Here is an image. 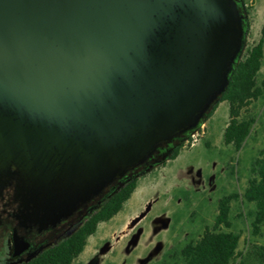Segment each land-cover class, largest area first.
I'll list each match as a JSON object with an SVG mask.
<instances>
[{
  "label": "water",
  "instance_id": "obj_1",
  "mask_svg": "<svg viewBox=\"0 0 264 264\" xmlns=\"http://www.w3.org/2000/svg\"><path fill=\"white\" fill-rule=\"evenodd\" d=\"M244 6L0 0V192L17 176L24 217L56 223L167 161L243 58Z\"/></svg>",
  "mask_w": 264,
  "mask_h": 264
},
{
  "label": "rangeland",
  "instance_id": "obj_2",
  "mask_svg": "<svg viewBox=\"0 0 264 264\" xmlns=\"http://www.w3.org/2000/svg\"><path fill=\"white\" fill-rule=\"evenodd\" d=\"M244 5L245 9L249 6L247 16L251 22L246 50L260 37L264 0L248 1ZM263 66L264 56L256 75L258 82L264 79ZM250 111L256 115L255 123L243 146L236 150L232 144L223 143V129L228 121L229 109L226 101L220 102L206 120V134L193 146L185 145L176 158L168 159L163 166L138 176L137 187L122 209L108 221L98 224L95 234L87 238L84 250L73 260V264L81 263L94 251L100 252L101 248L102 251L109 248L110 253L99 264H137L147 254L150 245L169 241L173 231L183 230L180 241H174L177 252L175 263L180 264L183 245L197 238L206 226L212 225L220 197L231 192H243L254 159L264 151V97L254 101ZM192 176H197L196 183ZM252 209L253 203L241 199L232 203L231 229L241 232L239 249L246 246L244 239L249 238L246 215ZM143 212L139 222L132 224V220ZM241 213L245 217H239ZM164 222L166 227H163ZM137 223L138 227L132 232ZM261 232L256 240L264 244V224ZM171 263L172 260L167 262Z\"/></svg>",
  "mask_w": 264,
  "mask_h": 264
},
{
  "label": "trees",
  "instance_id": "obj_3",
  "mask_svg": "<svg viewBox=\"0 0 264 264\" xmlns=\"http://www.w3.org/2000/svg\"><path fill=\"white\" fill-rule=\"evenodd\" d=\"M248 1L251 3L253 0H243L245 4ZM248 9L249 6H246V14H249ZM248 24L249 32V19ZM263 56L264 22L259 39L247 46L243 58L230 76L225 91L201 122H206L217 105L226 101L229 117L223 129V143L232 144L236 150L243 146L256 120V115L250 111L251 104L264 97V79L258 82L256 78ZM184 146L185 141L175 147L169 159L176 158ZM137 180L138 177L130 179L69 237L39 255L34 264H73V260L83 251L87 238L96 231L98 224L108 221L122 209L124 202L136 189ZM239 199L254 204V209L249 210L246 215L249 238L244 239L246 246L243 249H239L241 232L231 229L233 223L230 218L232 203ZM242 216L245 217V214H239V217ZM263 224L264 151H261L252 163L250 177L243 192H231L218 199L212 225L206 226L197 238L183 245L180 264H264V244L256 240L262 234Z\"/></svg>",
  "mask_w": 264,
  "mask_h": 264
},
{
  "label": "flooded vegetation",
  "instance_id": "obj_4",
  "mask_svg": "<svg viewBox=\"0 0 264 264\" xmlns=\"http://www.w3.org/2000/svg\"><path fill=\"white\" fill-rule=\"evenodd\" d=\"M177 141L178 139L171 143L163 144L148 159L147 163L159 158L167 147H172ZM164 164L165 161L152 169ZM144 166L136 167L130 172V175L140 171ZM192 180L196 183L198 180L197 176H192ZM118 182L119 179L113 180L88 201L79 203L69 216L61 218L56 223L40 224L24 217L27 210L21 203V195L17 192L19 181L17 176L12 177L0 192V264H34L35 259L39 255L65 240L87 219L91 218L113 196V192L118 187ZM209 184L212 189V182ZM163 224V227H166V222ZM137 227L138 223L133 227L132 232ZM182 232L183 230L180 232L173 231L169 241H158L150 245L146 250L147 254L138 260L137 264H167L169 260H172L173 263L171 264H174L177 258L175 242L180 241L179 236ZM108 253H110L109 248L104 251L101 248L100 252L94 251L78 264H99L100 260Z\"/></svg>",
  "mask_w": 264,
  "mask_h": 264
},
{
  "label": "built area",
  "instance_id": "obj_5",
  "mask_svg": "<svg viewBox=\"0 0 264 264\" xmlns=\"http://www.w3.org/2000/svg\"><path fill=\"white\" fill-rule=\"evenodd\" d=\"M205 134V123H200L194 132H192L185 140L186 146H193Z\"/></svg>",
  "mask_w": 264,
  "mask_h": 264
},
{
  "label": "crops",
  "instance_id": "obj_6",
  "mask_svg": "<svg viewBox=\"0 0 264 264\" xmlns=\"http://www.w3.org/2000/svg\"><path fill=\"white\" fill-rule=\"evenodd\" d=\"M263 67H264V66H263ZM215 110H216V109H215ZM215 110H214V112H215ZM214 112H213V113H214ZM204 123H206V122H204ZM205 134H206V128H205Z\"/></svg>",
  "mask_w": 264,
  "mask_h": 264
}]
</instances>
